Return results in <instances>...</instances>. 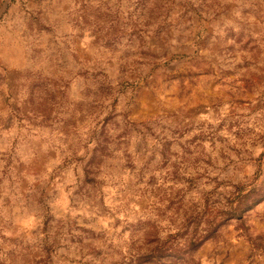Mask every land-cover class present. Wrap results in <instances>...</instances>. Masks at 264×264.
I'll return each instance as SVG.
<instances>
[{
  "label": "rangeland",
  "instance_id": "1",
  "mask_svg": "<svg viewBox=\"0 0 264 264\" xmlns=\"http://www.w3.org/2000/svg\"><path fill=\"white\" fill-rule=\"evenodd\" d=\"M0 264H264V0H0Z\"/></svg>",
  "mask_w": 264,
  "mask_h": 264
}]
</instances>
